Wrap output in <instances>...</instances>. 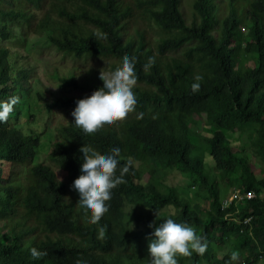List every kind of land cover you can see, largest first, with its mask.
<instances>
[{"label": "trees", "instance_id": "trees-1", "mask_svg": "<svg viewBox=\"0 0 264 264\" xmlns=\"http://www.w3.org/2000/svg\"><path fill=\"white\" fill-rule=\"evenodd\" d=\"M197 1L202 20L189 27L178 8L181 0H0L1 39H9L5 21H15L23 34L45 38L58 53L85 64L101 61L109 72L119 68L123 56H134L139 84L133 86V109L140 112L126 122L118 120L101 128L98 139L82 134L72 124H59V138H50L53 143L47 159L51 165L39 162L30 168L24 166L35 159L40 135L33 130L25 134L6 120L0 122V264H77L80 260L146 264L152 231L148 225L170 216L161 212L166 206L176 209L173 219L195 228L208 243L203 254L180 256L178 264H230L233 250H238L240 264H246L250 256L258 259L259 251L248 246L246 239H263L264 250V176L256 175L249 163L250 155L258 161L264 158V0H238L223 20L216 19L217 8L211 12L210 1L214 4L215 0ZM207 12H211L210 19H205ZM244 22L251 27L250 49L258 67L239 62L234 70L229 45L241 37L239 26ZM98 31L104 37L95 36ZM146 31L156 37L148 41ZM149 57L153 62L145 68ZM13 59L11 50L0 46V101L8 103L14 98L12 105L20 103L13 116L16 119L24 106L27 109L35 101H19L30 88L33 71L26 66L14 74ZM53 75L63 89L70 87L79 93L54 95L48 102L43 89L34 88L51 113V109L71 113L76 100L99 88L79 83L74 74ZM196 76L201 79L195 81ZM193 82L200 85L196 92L191 90ZM203 114L211 135L203 138L206 149L201 155L194 142L201 135L193 124L194 117ZM235 132L252 152L239 156L232 150L229 138ZM82 146L101 155L119 147L117 174L120 166L127 167L124 182L111 190L108 210L97 225L87 223V214L71 190L79 175L78 149ZM206 156L212 158V166ZM9 163L10 173H16L6 178L4 169ZM54 167L65 171L64 180ZM169 169L191 175L199 190L208 195L211 208L191 202L168 186ZM148 172L149 179L144 181ZM225 174L240 175L243 192L254 191L256 197L222 210V198L229 194L220 195L218 177ZM14 179L17 182L11 183ZM139 206L146 210L141 217L134 213ZM234 210V217L241 222L251 218L250 224L238 226L229 221L225 215ZM7 236L8 241H2ZM232 240L234 247L220 259L214 247L225 248ZM33 247L47 254L33 258L29 251ZM246 251L250 254L245 255Z\"/></svg>", "mask_w": 264, "mask_h": 264}, {"label": "clouds", "instance_id": "clouds-1", "mask_svg": "<svg viewBox=\"0 0 264 264\" xmlns=\"http://www.w3.org/2000/svg\"><path fill=\"white\" fill-rule=\"evenodd\" d=\"M246 1H250V0H246ZM224 3L227 4V11L220 18L219 14H221L222 5ZM238 3H239L238 0H215L214 4L210 1L211 12L214 8H217V11H215L216 19L219 18L223 20L225 17L231 14L230 11L233 10L234 5ZM197 4H198L197 0H192L191 16L185 14L184 12V10L187 9L185 6V0H181V4L178 7L179 10H181V12L183 13L189 27H193L194 24L202 20L197 13L198 10ZM211 12H207L204 14L205 19H210ZM261 21L264 24V19H261ZM19 29L20 31H22L20 27ZM239 29H240L241 37H239V39L237 40L230 41V45H229L230 51L232 52L231 67L234 70H236L239 62L244 64V66L250 68H253L255 65L258 67V62H256L255 57L251 53V49H250L251 42L253 41L251 27L244 22L239 26ZM6 31L8 32V28L6 29ZM217 32H218L217 30L216 32H214V36L216 37L218 36ZM94 35L101 38L104 37V33L99 31L94 33ZM11 37L12 36L9 34V39L5 40L0 38V40L9 41ZM196 43H189L187 45L192 46L195 45ZM0 46L9 48L6 45L0 44ZM237 56L239 57V60L237 59ZM248 60H252L253 62L252 65L247 64ZM135 62H136V58L134 56L131 57L123 56L120 59V66L116 70H113L111 72L100 71L98 75V79L102 81L101 87H99L91 95L76 100L75 107L71 112V115L73 117L71 124L77 127L82 134L91 136L92 139H98V137L101 135L100 133L101 128L105 126H110L115 121L118 120L122 122H126L134 114L140 113L139 111L133 109L136 104V98L133 92V86L134 83L135 85L139 84V81L136 80V76H135V67H134ZM152 62H153L152 57H149L148 62L144 65V67L148 68ZM200 79H201L200 76H196L194 78L195 81H199ZM31 82L32 80L29 82V87L31 85ZM199 87L200 85L198 82H193L191 84V90L193 92H196L199 89ZM28 89H32V88H28ZM61 89L66 90L62 88V83H61ZM71 91L74 90L71 89ZM78 93L79 92L74 91V93L71 95L76 96V94ZM19 101H21V99ZM47 101H48V97H47ZM13 102H14V98L12 101L8 103H2L0 101V122H3L4 120L9 122V120L11 119L12 121H16L14 124H16V126L18 127L19 123H24L21 120L20 115H22L23 108H26V106L22 108V111L17 115V118L14 119L13 118L14 113L17 111L20 103L18 102L16 105H12ZM27 109L29 112V107ZM201 117H204L206 119L205 114H203ZM201 117L195 116L194 121L196 118H201ZM21 131L24 132V130ZM205 131L210 132L209 126L208 128H205ZM40 146H41V142H39L38 147ZM231 147H232V143H231ZM37 148H36V153H37ZM78 151L80 153L79 175L72 182L71 190H73L78 196V200L76 204L80 209H82L87 214V223L97 225L101 222L99 221L101 219V216L108 210V204L106 202L109 201L111 198V190L115 188L118 184L124 182V173L127 171V167L123 165L120 166L119 174H117V167L120 160L119 147L114 146L107 153L103 155L98 154L96 151L92 150L89 146H82L81 148L78 149ZM34 164H36L34 160H30L25 164L24 167L30 168ZM195 183L197 187H196V192H192V198L193 197L195 198L199 194H203L199 190L198 183L197 182ZM252 194H254V196ZM203 196L205 195L203 194ZM229 196L230 195L225 196L223 198H228ZM237 196H240L241 198L238 200L239 203L245 200L254 199L256 197L254 191L247 190L243 192V188L241 187L238 191ZM192 198H189L191 202H193ZM133 206L131 207V209H133ZM166 207H173V206H166ZM137 208H143V207L140 206L135 207L134 213L136 214H138ZM162 209L161 212H163ZM175 215L177 214H173L163 219H160L159 223H155V224L153 222L149 223L148 227L151 228L152 231L151 233L148 234L151 237V239H149L148 242L146 264H178V259H177L178 257L180 256L188 257L191 256L193 252L198 254H203L207 249L208 243L206 238L200 235V233L198 235L196 229L190 226L189 224H187L186 222H177L175 219L171 217ZM99 233L101 236H103L104 234L103 227H100ZM29 251L33 258L43 257L47 254L46 251L38 250L35 247L29 249ZM259 256L262 258V260H264V254H259ZM238 258H239L238 250L231 251L230 260L236 261L238 260ZM77 264H87V261L80 260L77 262Z\"/></svg>", "mask_w": 264, "mask_h": 264}, {"label": "rangeland", "instance_id": "rangeland-1", "mask_svg": "<svg viewBox=\"0 0 264 264\" xmlns=\"http://www.w3.org/2000/svg\"><path fill=\"white\" fill-rule=\"evenodd\" d=\"M185 6L187 9L184 10L185 14L191 16L192 13V0H185ZM227 11V4L224 3L222 5L221 14H219L220 18ZM8 32L12 36L9 41H1V45H6L12 51V53L16 56V59H13L14 62V74L18 71L25 69L26 66L32 67L33 76L30 88L26 89L23 93V97L21 99L22 103H27L29 100H34L35 103L28 105V109L23 108V112L21 116V120L24 123H19L18 128L20 130H24V133L34 131L35 134L40 135L41 146L37 148L36 157L34 159L35 163L44 162L45 164L51 165L50 161L47 159V155L50 151V146L53 143L50 140L51 137L55 136V138H59L60 133L57 132V127L59 124H71L73 117L70 112L59 110V109H51L52 113L48 110L45 102L40 100L38 96L34 93V88L40 86L43 89V92H46V96L48 97V102H52L54 95H71L74 91H71V88L66 90L61 89L60 80L57 79V76L53 75V73H58L59 76L64 75L72 76L74 74L75 77L78 78L79 83L96 88L102 86V81L98 79V75L100 71L109 72L105 67L103 62L98 60H89L88 63L85 64L83 62H79L72 57L64 56L58 53L51 46L47 45L45 38H36L33 34L25 35L19 29V24L13 21H5ZM145 26V25H143ZM146 30V27H144ZM148 34V41L153 40L156 35L155 33ZM37 46V47H35ZM18 58V65L16 64V60ZM239 60V57L237 56ZM252 60H248L247 64L252 65ZM86 73V74H85ZM91 73V74H89ZM49 91V92H48ZM28 112V113H27ZM30 115V116H29ZM32 120V125H30V121ZM10 125H13L11 119L9 120ZM29 127H28V124ZM193 128L197 131L198 134L201 135L199 139H196L195 142L197 144L196 152L198 154H203L206 146L203 143L204 137H210L205 131V128H208L207 121L204 117L196 118L195 123L193 124ZM230 141L232 143V150H235L239 156H242L244 152H252V148L250 146H245L244 141L240 138L238 133H234L230 137ZM207 158V156L205 157ZM208 163L213 164L212 158H207ZM156 166L159 167V160L155 161ZM249 163L252 167V170L256 175L264 176V158L261 161L256 160L252 155H250ZM10 164L5 167V177L9 178L16 172L10 173L9 169ZM55 170L59 173V178L61 180L65 177V172L60 169L54 167ZM22 179L25 178V171H21ZM219 176V175H218ZM222 178L218 177L220 188V195L228 193L230 196L228 198H222L221 209L226 210L231 207L232 204H238V200L241 199L238 195V191L241 187L240 182L242 181L241 176L238 175L236 177H232L228 174H225ZM144 181L149 179V172L144 176ZM17 182V180H12L11 183ZM166 184L171 187H175L176 191L185 198H192V192H196V183L195 179L188 174H183L174 169H169L168 176L166 179ZM226 189V190H225ZM229 189V190H228ZM228 190V192H227ZM262 193L264 194V189H262ZM254 196V194H252ZM256 195V194H255ZM208 196V195H207ZM203 196V194L197 195L195 198H192L193 202H198L204 205V208H211L208 197ZM205 197V198H204ZM234 198V200H233ZM1 204V202H0ZM167 215L176 214V209L173 207H166L162 209ZM140 217L146 213V210L143 208H137ZM234 211H230L225 215L229 221L236 223L238 226H244L250 224L251 218H247L244 221H240L236 217ZM224 217V218H225ZM225 218V219H226ZM136 224L137 222H133ZM229 223V222H228ZM243 223L242 225H240ZM144 227V224H143ZM2 228V224H0V229ZM250 232L253 234V228L250 229ZM1 234V230H0ZM199 235V232H197ZM9 236L4 237L2 241H8ZM263 240V239H261ZM260 239H251L247 241V245L259 251V254H264V250L262 248V244ZM245 244V242H242ZM233 240L225 247L220 248L218 246L214 247L216 252L219 253V258H225L227 254L233 248ZM241 248V247H240ZM243 249H241L242 251ZM245 255L250 254V252H244ZM241 258L239 257L236 261H231L230 264H240ZM207 264V263H205ZM246 264H264V260L258 255V259H254L252 256L248 259Z\"/></svg>", "mask_w": 264, "mask_h": 264}, {"label": "built area", "instance_id": "built-area-1", "mask_svg": "<svg viewBox=\"0 0 264 264\" xmlns=\"http://www.w3.org/2000/svg\"><path fill=\"white\" fill-rule=\"evenodd\" d=\"M249 196H251V195H249Z\"/></svg>", "mask_w": 264, "mask_h": 264}]
</instances>
